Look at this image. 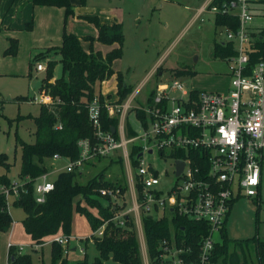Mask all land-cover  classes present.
I'll list each match as a JSON object with an SVG mask.
<instances>
[{"label": "built area", "instance_id": "obj_1", "mask_svg": "<svg viewBox=\"0 0 264 264\" xmlns=\"http://www.w3.org/2000/svg\"><path fill=\"white\" fill-rule=\"evenodd\" d=\"M261 4L262 25L255 29L258 16L256 4ZM209 12L215 17L230 15L238 19V25H219L222 38L218 43L234 47L233 55L222 58L231 65L232 87L228 91H209L187 88L177 75L160 82L147 96L146 105H133L142 88L131 93L119 103L108 98L102 91L87 104L93 136L78 140L80 150L75 159L55 154L49 161H61L64 166L54 171L79 170L89 163L118 156L128 165V180L133 195V205L126 207V192L120 187L100 189L103 196L113 203L114 220L121 225L125 217L134 215L141 224L143 215L155 217L184 216L208 224L209 233L203 238L198 260L192 249L177 245L175 239L164 238L160 242V258L170 264H212L215 243L221 239V229L230 211L240 197H258L264 168V48L262 56L253 60L252 54L260 53L256 47L264 43V0H208L200 12ZM255 30L260 32L254 33ZM47 64L37 61L36 70L46 71ZM105 83V82H104ZM40 105H51L53 98L46 90L32 98ZM111 117H118L115 131L105 130L102 124V109ZM134 114L136 123L128 119ZM141 112V113H139ZM61 129L62 125H58ZM133 130V133L131 131ZM117 133L118 135H115ZM135 152L138 160L133 166ZM158 153L161 158L172 160L173 178L166 170H160L146 154ZM117 156V157H118ZM178 161L184 166L179 172ZM54 175V174H53ZM50 172L36 177L34 194L37 203H44L55 188ZM14 180L10 186L1 185L7 209L11 211L12 200L25 190L24 184L31 181ZM127 197V196H126ZM136 222V221H135ZM102 229L94 234H102ZM72 236L57 235L44 244L57 242L63 256L72 252ZM91 239V238H90ZM23 252L24 246H17ZM80 252L85 254L84 247Z\"/></svg>", "mask_w": 264, "mask_h": 264}, {"label": "trees", "instance_id": "obj_2", "mask_svg": "<svg viewBox=\"0 0 264 264\" xmlns=\"http://www.w3.org/2000/svg\"><path fill=\"white\" fill-rule=\"evenodd\" d=\"M222 0H215L220 2ZM35 6H57L65 9L66 18L74 14L71 0H31ZM85 3V0H82ZM92 21L97 29V38L93 36L78 37L67 30L64 31L62 44L56 47L60 54V60L50 59L42 78L39 90H46L53 98L51 105H40L37 116L19 114L15 119L18 124L27 118H32L35 124V142H27L16 132V141L21 146V165L19 179L22 181L30 177L32 180L24 184L25 190L21 191L18 198L12 200V207L21 208L25 215L22 219L27 234L35 244H44L57 235L71 236L75 212L88 218L93 230L91 239L98 252L90 263L87 252L80 261H71L63 256L60 244L52 241L50 244V264H144L141 254L140 241L136 233V222L131 216L125 217L124 225L114 220L113 203L110 197L103 196L100 189L105 187H120L122 192L128 190L127 178L111 181L106 178L105 170L90 178L86 183L78 182L84 172L73 170L62 172L55 180V188L48 194L44 203H37L34 194L33 180L49 172L47 160L55 154L68 156L73 159L79 156L78 140L93 136V127L89 118L87 104L99 96L104 101L102 85L117 74V92L109 94L108 98L116 96L119 103H123L133 92V88L123 81L121 72L114 69L115 60L123 56L125 35L119 24L101 23L98 17H86ZM219 25L236 27L238 19L230 15H219L216 18ZM106 45H114L111 52L104 55L93 47L94 41ZM83 42L89 43L86 48ZM17 40L7 49L8 53H15ZM256 47L260 53L252 54L251 58L257 60L262 56L264 43L259 41ZM235 53L231 45L224 46L216 42L214 54L220 58ZM46 54H39L34 61L46 59ZM58 62L62 65V75L54 81L55 67ZM32 68V64H31ZM177 71L175 74L179 75ZM32 72L30 77H32ZM153 93V90L151 91ZM29 96H16L15 101H29ZM141 113V112H139ZM102 124L105 130L114 131L118 127L119 118L109 116L105 108L102 109ZM62 125L60 129L58 125ZM133 133V130L131 131ZM115 135H118L115 133ZM114 157H111L112 159ZM118 162L124 163V159L118 156ZM99 161L102 158L98 159ZM113 161V160H112ZM133 166L138 160L135 152L131 158ZM93 162L88 166H92ZM113 163V162H112ZM13 163L9 161L6 153L0 154V186H10L13 182L10 171ZM102 200L105 201L103 203ZM258 198V202H259ZM86 202L87 206L82 205ZM90 208H95V215ZM228 220V219H227ZM14 222L11 211L7 209L5 196L0 193V230L8 231ZM143 231L147 246L150 264H170L160 258V242L164 238L175 239L177 245L191 248L194 260H198L200 245L203 238L209 233L208 224L204 221H196L184 216L155 217L151 214L142 217ZM102 226V234H94ZM221 239L215 243L212 264H264V239L258 233L248 238L232 239L228 233L227 221L221 229ZM88 238L87 240H89ZM43 249V248H41ZM241 251V254L238 252ZM20 252L17 246L9 249V264H40L35 263L32 253ZM42 264H45L43 261Z\"/></svg>", "mask_w": 264, "mask_h": 264}, {"label": "rangeland", "instance_id": "obj_3", "mask_svg": "<svg viewBox=\"0 0 264 264\" xmlns=\"http://www.w3.org/2000/svg\"><path fill=\"white\" fill-rule=\"evenodd\" d=\"M87 1L94 6L117 7L122 12L125 22L123 56L115 60L113 65L121 72L123 81L131 86L133 91L145 80L133 105H146L147 96L161 80L160 71L163 72V80L171 78L176 75L177 71H180L181 73L177 76L189 89L228 91L232 87L230 63L214 54V45L222 38L220 31L217 30L215 16L205 12L196 17L197 10L203 5L204 0H150L148 6L142 5L144 0H85V4ZM73 11L75 14V9ZM135 11H141L142 19L140 22L136 21L135 23L134 21L133 13ZM262 17V13H259L255 29H259L262 25ZM257 32L260 30L254 31L255 34ZM42 60L44 59L38 61ZM36 63L32 59L31 71L35 78L38 77L42 81L43 74L36 71ZM157 64L159 66H156ZM154 67L159 68L158 73L149 75ZM55 74L58 77L62 75L61 64L57 65ZM9 81V83L8 80L4 82L1 88L4 96V101L2 99L4 108L1 110L0 107V154L6 153L8 155L9 161L13 163L10 176L13 181H19L21 180L18 174L22 152L20 144L16 141V132L22 139L33 143L36 141L35 124L32 118L24 119L19 124L16 121L9 122V119H15L19 114L39 115L40 104L32 100L33 97L39 95V91L35 87L37 82L35 79L30 81L29 78L18 77ZM113 86L114 79H111L102 85V90L110 87L113 90ZM11 94L13 96L25 94L31 99L14 102L10 100ZM128 116L130 122L136 123L132 112ZM117 156L118 154L112 159L93 161L92 166L87 165L83 169L84 173L77 178L78 182L86 183L102 170H105L106 178L111 181L124 180L123 177L128 178V165L125 161L122 164L119 163ZM146 159L150 162L155 159L158 168L161 171L166 170L169 178H173L172 160L161 158L158 153L146 154ZM49 160H47L50 167L49 172L54 174L53 177L57 179L58 176L54 171L61 169L64 163L61 161L52 163ZM126 196L125 205L131 207L133 195L130 186H128ZM258 198L260 199L259 202L257 201ZM100 200L105 203L101 198ZM82 205L87 206L84 201ZM90 209L95 215L98 214L97 209ZM11 213L14 219L12 227L18 224V232L14 242L18 237L17 234H19L18 241L20 243L12 242L9 246H24L23 251L30 253L31 245L35 243L28 237L23 226L22 218L25 213L18 207H12ZM135 221L142 259L144 264H150L142 221L141 224L137 219ZM73 229H78L81 235L88 236L92 228L85 215L75 212ZM100 229L102 226L98 228V230ZM2 232L8 231L0 230V233ZM228 233L232 239L248 238L257 233L264 239V168L258 197L242 196L235 201L228 216ZM50 252V245L43 249L35 248V252L32 253L34 262L42 264L45 261V264H50ZM238 252L241 254L240 250ZM87 254L91 263L98 255L94 243L88 242ZM84 257L85 254L81 252L71 255L75 261L83 260ZM107 264H112V261L107 262Z\"/></svg>", "mask_w": 264, "mask_h": 264}, {"label": "crops", "instance_id": "obj_4", "mask_svg": "<svg viewBox=\"0 0 264 264\" xmlns=\"http://www.w3.org/2000/svg\"><path fill=\"white\" fill-rule=\"evenodd\" d=\"M150 0H144L142 5L148 6ZM208 0H204L202 6L197 10L196 17L203 15L205 12H200V9L207 3ZM89 1L86 4L82 3V0H71L73 8L75 9V14L66 18L65 9L57 6H35L31 0H0V107L1 110L4 108L3 101L4 96L2 91V84L8 80H15L18 77L29 78L30 81L35 79L36 89L39 91L38 82H41V79L38 77H30L31 71V62L39 54H46V59L41 62H45L50 59L60 60V54L55 50L56 47H59L62 44L64 31L67 30L70 33L76 34L78 37L83 38L86 36H93L97 38L98 29L96 25L87 19L86 17H98L101 23L105 24H119L124 31L125 22L123 20L122 12L117 7H111L107 5L94 6ZM152 7V5H151ZM261 4H256V14L259 18V13L261 10ZM208 13V12H207ZM211 14V13H210ZM133 18L136 21L140 22L142 19L141 11H135L133 13ZM217 17H215L216 20ZM210 20V19H208ZM217 24V22H216ZM218 26V24H217ZM218 30V27H217ZM17 40V48L15 53H8L7 49L12 45L13 40ZM86 48H89L88 42H83ZM93 47L96 51H101L104 55L111 52L114 48L117 47L114 45H106L98 40L94 41ZM47 52V53H46ZM61 63L58 62L57 65ZM56 65V67H57ZM114 66V65H113ZM156 66H159L158 64ZM55 67V70H56ZM115 70H117L114 67ZM158 67H154L149 75L158 73ZM37 71V70H36ZM119 71V70H117ZM43 74L44 72H39ZM162 71L159 72V77L162 76ZM33 75V73H32ZM148 75V76H149ZM117 74H115L111 79H114L113 90L112 87L103 89L102 91L105 94L115 95L117 92ZM58 76L54 72V81ZM110 79V80H111ZM160 80V79H159ZM158 80V81H159ZM109 81H106V84ZM145 80L136 88L143 87ZM41 84V83H40ZM126 84V83H125ZM135 90V91H136ZM134 92V91H133ZM12 95V94H11ZM16 96H28L25 94H16ZM16 96H10V100L14 102ZM31 98V97H30ZM113 98H116L113 97ZM3 99V101H2ZM21 102V101H20ZM33 120V119H32ZM34 122V121H33ZM23 219V218H22ZM228 224V220H227ZM18 224L14 227H11L8 232L0 233V264H9V246L10 243H20L19 234L14 242ZM20 230V229H19ZM22 230V229H21ZM91 233L88 236L81 235L78 229H72V237L75 241H71L72 252L67 256L71 261L75 262L74 258H71V255L80 253V247H84L85 253L87 252L88 242L93 243L91 235L93 230L90 229ZM30 237L29 234H27ZM87 235V234H86ZM31 238V237H30ZM49 243L41 246L40 248L49 247ZM74 257V256H73Z\"/></svg>", "mask_w": 264, "mask_h": 264}, {"label": "water", "instance_id": "obj_5", "mask_svg": "<svg viewBox=\"0 0 264 264\" xmlns=\"http://www.w3.org/2000/svg\"><path fill=\"white\" fill-rule=\"evenodd\" d=\"M41 82H38V85H40ZM116 129H114L115 131ZM178 168H179V172L182 170L183 166H184V162L183 161H178Z\"/></svg>", "mask_w": 264, "mask_h": 264}]
</instances>
